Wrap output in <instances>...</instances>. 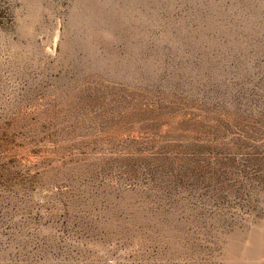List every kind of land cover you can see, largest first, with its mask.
<instances>
[{
  "label": "rangeland",
  "instance_id": "1",
  "mask_svg": "<svg viewBox=\"0 0 264 264\" xmlns=\"http://www.w3.org/2000/svg\"><path fill=\"white\" fill-rule=\"evenodd\" d=\"M0 264H264V0H0Z\"/></svg>",
  "mask_w": 264,
  "mask_h": 264
}]
</instances>
